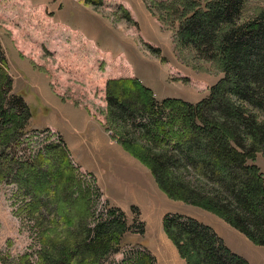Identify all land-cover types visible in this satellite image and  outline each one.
Returning <instances> with one entry per match:
<instances>
[{"label": "rangeland", "instance_id": "1", "mask_svg": "<svg viewBox=\"0 0 264 264\" xmlns=\"http://www.w3.org/2000/svg\"><path fill=\"white\" fill-rule=\"evenodd\" d=\"M160 1L0 0V43L13 93L22 94L33 113L29 131L17 138V159L53 157L61 148L45 147L61 144L74 167L71 177L81 181L72 198L83 190L90 195L85 220L90 227L106 221L110 209L125 213L126 233L102 264L131 262L140 247L154 255L155 264H186L165 232L164 218L183 214L210 226L219 220L164 192L142 159L147 152L139 146L128 150L118 126L108 120L106 84L111 79L137 78L160 100L179 97L196 103L223 76L217 59L199 57L179 42L178 15L160 7ZM263 9L264 0H247L242 18ZM256 162L264 172L263 152ZM9 179L0 178V264H19L26 256L34 262H45L49 255L60 259L61 245L44 238L55 224L57 231L67 224L57 182L38 193L40 201L33 207L29 193L36 188Z\"/></svg>", "mask_w": 264, "mask_h": 264}, {"label": "trees", "instance_id": "2", "mask_svg": "<svg viewBox=\"0 0 264 264\" xmlns=\"http://www.w3.org/2000/svg\"><path fill=\"white\" fill-rule=\"evenodd\" d=\"M246 1H160V7L178 15L179 42L199 57L217 59L223 76L196 103L179 97L160 100L137 78L111 79L107 116L128 150L139 146L147 152L143 161L170 197L211 211L264 246V172L256 162L257 154L264 153V9L243 20ZM7 67L0 43V178L7 176L22 188L34 186L28 202L33 207L40 201L38 193L57 182L67 223L62 231L55 224L53 233L44 234L47 244L61 245L60 259L49 255L45 262H34L26 256L19 264H102L126 233L125 213L110 209L106 221L90 227L85 221L90 195L83 190L72 198L81 181L71 177L74 167L65 146L47 145V150L61 148L47 159H17V138L29 131L33 113L24 96L13 93ZM163 225L186 264H251L212 226L192 216L170 214ZM122 263L155 264V257L140 247L135 259Z\"/></svg>", "mask_w": 264, "mask_h": 264}, {"label": "crops", "instance_id": "3", "mask_svg": "<svg viewBox=\"0 0 264 264\" xmlns=\"http://www.w3.org/2000/svg\"><path fill=\"white\" fill-rule=\"evenodd\" d=\"M217 218L219 220L215 221L214 223L209 221L206 222H209L216 229V231L223 236L225 242L231 249L244 255L251 264L260 262L256 261V259L261 260V263L264 264V246L257 245L252 242L244 233L230 225L221 217L217 216ZM174 254L176 258L177 255L176 253ZM171 264L181 263L175 260V262Z\"/></svg>", "mask_w": 264, "mask_h": 264}]
</instances>
